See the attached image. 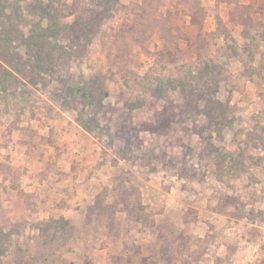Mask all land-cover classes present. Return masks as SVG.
<instances>
[{
	"label": "rangeland",
	"instance_id": "1",
	"mask_svg": "<svg viewBox=\"0 0 264 264\" xmlns=\"http://www.w3.org/2000/svg\"><path fill=\"white\" fill-rule=\"evenodd\" d=\"M50 1L0 0V264H264V0Z\"/></svg>",
	"mask_w": 264,
	"mask_h": 264
},
{
	"label": "trees",
	"instance_id": "2",
	"mask_svg": "<svg viewBox=\"0 0 264 264\" xmlns=\"http://www.w3.org/2000/svg\"><path fill=\"white\" fill-rule=\"evenodd\" d=\"M34 1L35 2L33 4V10L35 11L38 19L33 24V31L31 32V34L27 37H23L22 44L26 47H29L32 43H34L33 41L35 40V35H34L35 31H37L39 29H45L46 30V29H49L52 25H56L53 22H51V23L48 22L46 26H42V24H41L42 20L52 18L55 15L54 13H52L50 11L51 1L49 3L47 2V4H44L43 0H34ZM201 12L203 13V8L198 6L197 13H201ZM86 24H85V26H86ZM85 26H83V29H82L83 32H85ZM6 63L9 66V70L7 68H4V71L6 73L14 76V70H15V72L20 74V64H21L20 61L17 62V64L15 66L12 64V62H6ZM39 67H41V66L38 63L36 68H39ZM82 95H83V98H86V94H84V92H82ZM81 125L84 127V124H82V122H81ZM4 235H7V234H4ZM1 239H2V236L0 235V242H1ZM3 251H4V249L0 247V254H2Z\"/></svg>",
	"mask_w": 264,
	"mask_h": 264
}]
</instances>
